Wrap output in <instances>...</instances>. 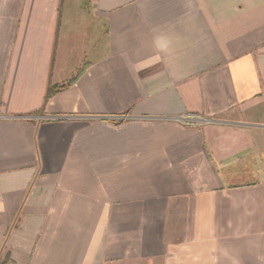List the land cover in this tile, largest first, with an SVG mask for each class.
I'll return each instance as SVG.
<instances>
[{
	"label": "crops",
	"instance_id": "crops-1",
	"mask_svg": "<svg viewBox=\"0 0 264 264\" xmlns=\"http://www.w3.org/2000/svg\"><path fill=\"white\" fill-rule=\"evenodd\" d=\"M0 264H264V0H0Z\"/></svg>",
	"mask_w": 264,
	"mask_h": 264
},
{
	"label": "built area",
	"instance_id": "built-area-1",
	"mask_svg": "<svg viewBox=\"0 0 264 264\" xmlns=\"http://www.w3.org/2000/svg\"><path fill=\"white\" fill-rule=\"evenodd\" d=\"M175 121H178L182 124L197 126L202 122H209L210 120L206 117L201 116L200 114H195L192 112L184 113L172 118Z\"/></svg>",
	"mask_w": 264,
	"mask_h": 264
},
{
	"label": "trees",
	"instance_id": "trees-1",
	"mask_svg": "<svg viewBox=\"0 0 264 264\" xmlns=\"http://www.w3.org/2000/svg\"><path fill=\"white\" fill-rule=\"evenodd\" d=\"M85 69V66L83 68H81L79 70V72L74 75L67 83H55V84H51L48 87L47 93H46V100L49 99V97L53 96L54 94H56L58 91H60L61 89L65 88L67 85L73 84L76 79L83 73Z\"/></svg>",
	"mask_w": 264,
	"mask_h": 264
},
{
	"label": "rangeland",
	"instance_id": "rangeland-1",
	"mask_svg": "<svg viewBox=\"0 0 264 264\" xmlns=\"http://www.w3.org/2000/svg\"><path fill=\"white\" fill-rule=\"evenodd\" d=\"M201 115V114H200ZM202 116V115H201ZM204 117V116H203ZM203 124H206V122H202L199 126L203 125Z\"/></svg>",
	"mask_w": 264,
	"mask_h": 264
}]
</instances>
